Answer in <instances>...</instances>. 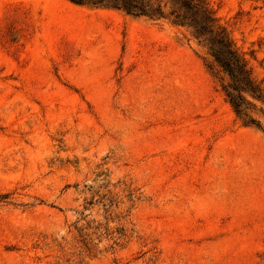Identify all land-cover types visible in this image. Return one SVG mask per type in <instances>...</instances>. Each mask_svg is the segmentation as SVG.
<instances>
[{"label":"rangeland","instance_id":"obj_1","mask_svg":"<svg viewBox=\"0 0 264 264\" xmlns=\"http://www.w3.org/2000/svg\"><path fill=\"white\" fill-rule=\"evenodd\" d=\"M208 1L264 87V0ZM229 82L167 20L0 0V264H264V105Z\"/></svg>","mask_w":264,"mask_h":264},{"label":"trees","instance_id":"obj_2","mask_svg":"<svg viewBox=\"0 0 264 264\" xmlns=\"http://www.w3.org/2000/svg\"><path fill=\"white\" fill-rule=\"evenodd\" d=\"M88 7L122 10L134 17L167 20L175 26L189 29L203 41L218 65L230 78L223 86L225 95L240 118L249 117V99L264 105V87L253 76L245 57L237 50L232 38L209 4L208 0H70ZM247 126L261 127L255 118L244 121Z\"/></svg>","mask_w":264,"mask_h":264}]
</instances>
